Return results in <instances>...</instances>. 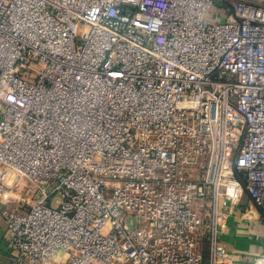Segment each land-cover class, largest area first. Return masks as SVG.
I'll list each match as a JSON object with an SVG mask.
<instances>
[{
	"label": "built area",
	"instance_id": "built-area-1",
	"mask_svg": "<svg viewBox=\"0 0 264 264\" xmlns=\"http://www.w3.org/2000/svg\"><path fill=\"white\" fill-rule=\"evenodd\" d=\"M239 210L264 212V0H0V264H227Z\"/></svg>",
	"mask_w": 264,
	"mask_h": 264
},
{
	"label": "crops",
	"instance_id": "crops-1",
	"mask_svg": "<svg viewBox=\"0 0 264 264\" xmlns=\"http://www.w3.org/2000/svg\"><path fill=\"white\" fill-rule=\"evenodd\" d=\"M224 3V2H219ZM225 4V3H224ZM247 220L241 210L230 219L221 242L229 253L227 264H264V212ZM9 232L0 216V254L8 249ZM1 260V259H0Z\"/></svg>",
	"mask_w": 264,
	"mask_h": 264
},
{
	"label": "rangeland",
	"instance_id": "rangeland-1",
	"mask_svg": "<svg viewBox=\"0 0 264 264\" xmlns=\"http://www.w3.org/2000/svg\"><path fill=\"white\" fill-rule=\"evenodd\" d=\"M230 13H231V9L229 8L228 5H226L224 3H217L215 6H213L210 9L207 17L209 19L216 21V22H221V21H225L226 17Z\"/></svg>",
	"mask_w": 264,
	"mask_h": 264
}]
</instances>
